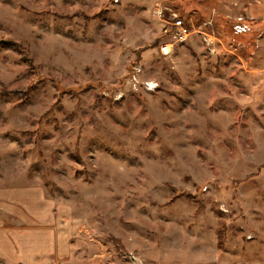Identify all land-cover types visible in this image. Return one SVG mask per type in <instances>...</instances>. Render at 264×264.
Here are the masks:
<instances>
[{"label": "rangeland", "instance_id": "obj_1", "mask_svg": "<svg viewBox=\"0 0 264 264\" xmlns=\"http://www.w3.org/2000/svg\"><path fill=\"white\" fill-rule=\"evenodd\" d=\"M0 233L51 264H264V0H0Z\"/></svg>", "mask_w": 264, "mask_h": 264}, {"label": "crops", "instance_id": "obj_2", "mask_svg": "<svg viewBox=\"0 0 264 264\" xmlns=\"http://www.w3.org/2000/svg\"><path fill=\"white\" fill-rule=\"evenodd\" d=\"M8 237L9 236H6V238H4L0 233V258L4 257L9 261V263L20 262V264H51L47 259L39 260L38 258L41 257L40 255H42L43 252L49 251L44 250L47 245H40L38 242L33 243L32 240H30L29 243L25 245L29 248V250L23 249L21 245H18V247L14 245L15 249L12 242L8 244V240H10ZM13 237L15 238L14 235ZM19 239L20 237L17 236L15 241H18Z\"/></svg>", "mask_w": 264, "mask_h": 264}, {"label": "built area", "instance_id": "obj_3", "mask_svg": "<svg viewBox=\"0 0 264 264\" xmlns=\"http://www.w3.org/2000/svg\"><path fill=\"white\" fill-rule=\"evenodd\" d=\"M174 24L177 27L176 31V39L178 42L186 41L189 35L192 33V30L186 26L184 20L181 18H175ZM172 51L171 43L161 44L160 45V52L163 55L170 54Z\"/></svg>", "mask_w": 264, "mask_h": 264}]
</instances>
